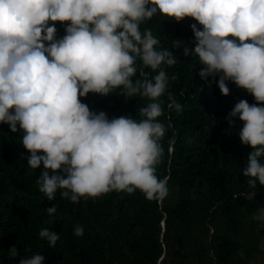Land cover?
Segmentation results:
<instances>
[{"label": "clouds", "instance_id": "clouds-1", "mask_svg": "<svg viewBox=\"0 0 264 264\" xmlns=\"http://www.w3.org/2000/svg\"><path fill=\"white\" fill-rule=\"evenodd\" d=\"M157 15L195 18L203 27L191 24L194 47L175 37L171 47H158L153 29L141 27ZM49 21H68L65 34L57 37ZM181 46L198 61L201 79L219 77L222 94L230 80L254 96L253 103L239 99L225 119L243 122L238 135L252 146L243 173L249 185H264V0H0V123L22 132L27 163L41 169L37 183L49 201L58 190L72 201L111 190L168 195L169 177L157 174L167 128L159 117L165 94L169 108H183L167 71L180 60L171 49ZM117 89L148 98L139 118H110L80 99ZM46 210L55 214L57 205ZM253 218L264 223V204ZM39 236L52 246L59 239L49 227ZM9 251L19 254L16 244ZM45 261L34 252L19 264Z\"/></svg>", "mask_w": 264, "mask_h": 264}, {"label": "trees", "instance_id": "trees-1", "mask_svg": "<svg viewBox=\"0 0 264 264\" xmlns=\"http://www.w3.org/2000/svg\"><path fill=\"white\" fill-rule=\"evenodd\" d=\"M193 17L154 16L141 27L152 28L171 47L180 38L194 47ZM55 23L57 37L65 34L68 21ZM180 59L167 66L169 90L183 105L169 108L162 97L166 125L161 143L163 158L157 174L168 176L169 193L148 199L139 189L132 193L111 190L95 197L72 201L58 190L49 201L40 191V168L27 163L28 150L22 132L0 123V264H19L23 256L42 252L45 264H264V223L253 218L264 204V185L248 184L243 167L252 146L238 135L242 121L229 125L228 112L241 98L254 96L228 81L222 94L217 80L201 79L199 63L183 54L182 46L171 49ZM146 71L153 72L151 69ZM93 110L114 117H140L147 97L89 92L81 97ZM42 167V166H41ZM57 205L49 214L47 207ZM84 226V234L74 232ZM42 227L59 233L54 246L39 236ZM16 244L17 256L9 248Z\"/></svg>", "mask_w": 264, "mask_h": 264}]
</instances>
